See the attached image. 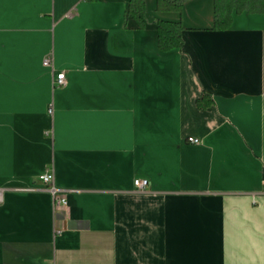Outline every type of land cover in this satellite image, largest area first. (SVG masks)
<instances>
[{"label":"crops","instance_id":"obj_1","mask_svg":"<svg viewBox=\"0 0 264 264\" xmlns=\"http://www.w3.org/2000/svg\"><path fill=\"white\" fill-rule=\"evenodd\" d=\"M129 2L0 0V264H264V14Z\"/></svg>","mask_w":264,"mask_h":264},{"label":"trees","instance_id":"obj_2","mask_svg":"<svg viewBox=\"0 0 264 264\" xmlns=\"http://www.w3.org/2000/svg\"><path fill=\"white\" fill-rule=\"evenodd\" d=\"M186 0H157V10L182 12ZM264 14V0H214V27L216 31H226L233 24L234 14ZM145 0H130L127 19L133 18L141 29L146 26ZM183 27L181 22L157 21L158 45L161 51L181 49L183 46ZM208 95L197 101L199 107L210 103Z\"/></svg>","mask_w":264,"mask_h":264},{"label":"built area","instance_id":"obj_3","mask_svg":"<svg viewBox=\"0 0 264 264\" xmlns=\"http://www.w3.org/2000/svg\"><path fill=\"white\" fill-rule=\"evenodd\" d=\"M43 64L46 67H53V60L51 57H46L43 61ZM54 81V85L58 87H63L66 85V76L65 73H59ZM52 109H49V112L52 113ZM188 143L198 144L201 141L197 138L188 137L187 138ZM39 180L49 189V191L53 195L54 199V208L55 213L60 211L61 209H67L68 208V199L64 191L58 189L55 186V177L52 170H47L45 173L40 175ZM135 187L137 190L144 191L149 186V181L147 179H135L134 181ZM4 200V190L0 189V204L3 203Z\"/></svg>","mask_w":264,"mask_h":264}]
</instances>
